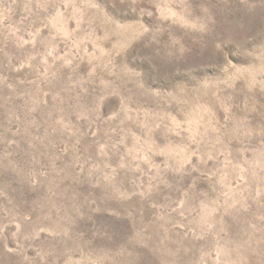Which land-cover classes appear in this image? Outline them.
I'll return each instance as SVG.
<instances>
[{
    "label": "rangeland",
    "instance_id": "374dc122",
    "mask_svg": "<svg viewBox=\"0 0 264 264\" xmlns=\"http://www.w3.org/2000/svg\"><path fill=\"white\" fill-rule=\"evenodd\" d=\"M0 264H264V0H0Z\"/></svg>",
    "mask_w": 264,
    "mask_h": 264
}]
</instances>
